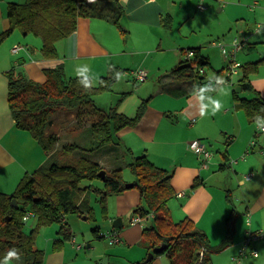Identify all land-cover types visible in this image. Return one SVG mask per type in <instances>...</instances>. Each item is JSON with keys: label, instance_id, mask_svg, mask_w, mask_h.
<instances>
[{"label": "crops", "instance_id": "1", "mask_svg": "<svg viewBox=\"0 0 264 264\" xmlns=\"http://www.w3.org/2000/svg\"><path fill=\"white\" fill-rule=\"evenodd\" d=\"M249 1L255 6L253 10L250 9L254 15L253 20L260 19L264 11V1ZM246 2L248 0H125V6L121 5L123 12L117 25L103 18H79L76 31L57 43L58 57L55 59L43 58L40 50L17 42V36L3 43L0 47V180H6V183L11 181L14 186L26 173L34 172L50 160L60 145L69 142L84 143L85 138L90 136L92 122L88 116L78 114L75 110L58 111L52 116L47 133H55L59 137V142L53 152L45 153L28 132L19 130L15 125L8 105V78L5 75L7 71L11 69L19 71L32 80L43 83L46 80V69L62 65L67 78L88 77L92 85L97 87L112 66L122 70V66H125V57L132 56L133 69L148 70V76L154 71L165 74L158 75V78L155 75L145 85V89L125 91L132 93L119 105L118 111L128 117L136 115L144 100L149 101L139 123L118 133L119 141L123 142L134 156L145 154L154 164L173 174L171 183L175 196L169 201V208L175 221L190 218L207 234L210 244L214 246L225 241L230 229L229 246L239 249L246 238V232L244 239L238 238L239 231L235 229L237 218L233 223L230 222V225L227 221L233 211L237 212V206L232 201L234 199L232 189L235 186L227 182L235 181L242 186L240 188L242 194L239 196L241 210L252 218L255 229L260 228L262 226L260 219H264V131H261L259 126L264 122L250 121L243 110L236 108L234 92L233 99L223 98L222 101L216 102L214 95L206 97L201 94L205 90H200L199 79H178L173 70L186 59V53L190 48L201 47L203 54H211L204 50L205 43L202 44V40L196 39L198 31L192 27L187 31L183 30L187 22L200 11L204 17H208L217 7L219 12L231 7L235 14L234 18L238 19L239 14L245 12L247 15ZM201 6H204V10L199 9ZM6 9L0 6V33L10 27ZM168 16L170 26L167 27L163 21ZM209 23L211 22L206 21V24ZM102 25L117 36L121 44L120 49H115L113 39L111 43L101 39L99 28ZM122 25L127 29L121 30ZM118 29L121 31L120 34L117 32ZM201 34L199 30V36ZM136 40L143 41L140 42L142 46L135 47ZM246 40L241 39V42L248 45ZM41 41L43 44V40ZM15 44L24 45L27 51L13 55L11 48ZM38 53L39 58L35 57ZM145 53H148V56H145ZM165 53H171L173 56L169 64L157 60L153 67L148 62L150 57L157 58L158 55ZM139 55L141 57L136 58ZM209 61L211 65L210 58ZM260 68L251 74L250 81L264 99V90L261 91L257 87L264 86ZM135 70L128 72L134 86L143 83L136 82L132 77L131 72ZM243 70L244 67L238 78L236 77L237 80L233 79V84H222L228 85L224 87L226 90L230 89V85H240ZM219 71L221 69L216 71L215 78L210 81L224 75L223 71L221 73ZM203 79L208 81L206 71L200 77V80ZM150 83H154L155 89L146 90ZM223 95L225 97L224 92ZM214 102L221 106L215 115L212 114ZM205 105L207 106L204 109L205 115L202 116L201 108ZM233 106L235 112L231 110ZM219 118L223 120V124H220ZM193 120L195 123H192ZM214 127H217L215 131ZM194 139L208 143L213 153L207 168L202 167L201 161L189 147L190 141ZM253 141L256 142L254 147ZM105 149L101 150L106 156L111 149ZM97 162L105 170H114L109 165L106 166L103 156H100ZM249 174H252V177L248 180L246 176ZM1 188L0 192L5 193L13 190L12 187ZM180 192L185 195L178 197L177 194ZM87 195H90V191ZM115 201L118 204L117 214L121 216L123 224L121 228L125 226L122 218L131 214L132 217L131 215H129L131 218L128 217L129 225L119 231L118 228L112 230L99 228V233L101 235L117 232L121 238L120 243L110 244L108 238H99L93 233L88 241L84 236V242L77 244L78 239L70 225L73 233L70 241H62V236L57 231L59 237L54 235L48 237L46 247L36 246L45 252L43 264H100L106 257L107 264L144 262L148 250L144 246L143 229L152 224L153 216L149 215L141 222L131 224L132 218L137 215H133L131 211L141 203L137 189L132 188L118 194ZM108 206L110 209L109 203ZM86 215H81L82 219L88 220ZM48 230L49 228L46 231ZM94 237L98 240H93ZM79 245L83 246L79 248Z\"/></svg>", "mask_w": 264, "mask_h": 264}, {"label": "trees", "instance_id": "2", "mask_svg": "<svg viewBox=\"0 0 264 264\" xmlns=\"http://www.w3.org/2000/svg\"><path fill=\"white\" fill-rule=\"evenodd\" d=\"M6 10L10 27L0 33V47L15 30H19L23 36L34 34L43 40L40 51L45 59L58 57L57 43L76 31L79 18H103L117 25L123 12L120 0H98L93 4H87L85 0H26L24 3L9 2ZM163 23L170 26V17ZM188 51H193L194 57L183 60L173 73L181 80L199 79L200 90H205L210 80H200L199 69L205 70L210 66L209 58L201 52V47ZM263 62L264 57L243 66L239 85L243 91H255L250 76ZM122 72L112 66L97 87L88 77L67 78L62 65L46 69L43 83L13 69L5 73L8 78V105L15 125L28 132L45 153L53 152L59 142L55 133H47L52 116L58 111L75 110L88 116L92 122L89 140L86 137L84 143L62 145V155H70L69 160L47 164L48 160L34 172L26 173L12 194L0 192V264H6L13 252L17 254L13 257H22L19 264H43L45 252L35 245L38 228L58 223L62 241H70L73 233L65 217L69 213L92 217L88 191L97 196L102 211L107 214L109 196L137 189L141 203L134 213L142 218L153 216L152 224L143 229L144 246L149 253L166 243L167 248L156 253L155 257L167 255L171 264H197L203 248L207 251L201 264H213L211 254L229 246L230 229L225 241L215 248L211 247L207 234L193 220L185 217L175 221L172 218L169 201L175 196L171 183L173 174L154 164L145 154L134 156L129 148L126 149L132 155L128 166L136 177L131 188L127 187L121 168L108 171L99 162L82 156L83 152H96L120 144L118 133L136 126L145 114L148 99L141 103L132 118L120 113L117 106L102 110L95 104V97L111 90ZM128 94H121L119 101ZM234 99L236 108L243 110L250 121L264 122V99L259 92L256 91L252 98H243L235 90ZM90 140L94 143L87 149L86 143ZM103 170L104 179L99 176ZM99 179H102L103 186L94 184ZM83 181L91 183L82 186ZM13 200L17 206H12ZM28 212H32L38 221L37 227L30 232L25 230L26 222L23 220ZM227 221L230 225V220ZM93 233L104 238L99 227Z\"/></svg>", "mask_w": 264, "mask_h": 264}, {"label": "rangeland", "instance_id": "3", "mask_svg": "<svg viewBox=\"0 0 264 264\" xmlns=\"http://www.w3.org/2000/svg\"><path fill=\"white\" fill-rule=\"evenodd\" d=\"M25 1L26 0H0V6H2L3 9H6L7 4L9 2L24 3ZM258 1H264V0H258ZM201 4L204 5L205 7H207L206 4H204V3H201ZM246 6H247L246 13L248 16L244 12L242 14H239L238 19H236V18H234V15H235L234 12L230 9L231 7L226 9L223 12H219L218 7H217L216 10L215 9L212 10V12L210 13V15L208 17H204L202 15V11L198 12V15H196V17H194L193 19H191L189 22H187L184 25V27H183L184 31L189 30V28H191V27H192V29L198 31V37H196V39L202 40V44L205 43L203 45L204 50L205 51L208 50V52L211 53L210 55H208V53L206 54L211 60V65L205 69L207 80H211V79L215 78V76L217 74L216 73L217 70H220V69L223 70L224 69L223 73L224 74L227 73V70H226L227 62H226V59L223 55V51H222L221 47L214 45L215 42H222V44L225 46V48H227V47H229V45L232 43V41L235 38H238L239 41H241V39H247L246 41H247L248 45L245 44L246 46H245L244 50H242L238 54V61L243 66H245L249 62H255V61L260 60L261 58L264 57V11H262L260 19L257 18V20L256 19L253 20L254 15L250 9L253 10V8L255 7L254 4L248 0V2H246ZM199 9L204 10L202 8H199ZM242 17H244V18H242ZM206 21L207 22L209 21L211 23L206 24ZM99 22H101V21H98V23ZM257 25H260L262 27L259 32L256 31ZM202 28H204V30ZM99 29H100L101 39L103 41H105L107 43H111V40L113 39V43L115 44V49L116 50L120 49L121 44L119 43L120 41L117 38V36H115L110 30H106V27L103 25ZM125 29H127V27L122 25L121 30H125ZM199 30L202 33L201 36H199ZM117 32H119L118 34H120L121 33L120 29H118ZM14 36H17V38H18V40H16L17 42H20L22 44H28L29 46H31L32 48H34L37 51L40 50L39 48H40V44H42V41H41L42 39L39 36H36L34 34H29L27 37H23V35L21 34V32L19 30H15L5 40V42H7L9 39H12ZM140 42L143 43V41H140ZM140 42H139V40L134 41L135 47L142 46L140 44ZM6 48H7V46H6ZM39 54L40 53H38L35 57L39 58V56H38ZM145 56H148V53H145ZM131 57L132 56L125 57L126 58V60L124 61L125 66H122L123 72L118 76V79L116 80V82L112 86V89L109 91H104L95 97V104L99 108L106 109V110H108L111 106H117L119 108V105L124 101V99L132 93L131 92L130 94L126 95L122 101H119L121 94L125 93V91H129L131 89H133L134 91H138L141 88L145 89V85L151 81V78H153L155 75H157L156 78H158L159 77L158 75L165 74L164 72L154 71L152 75L148 76V80L146 81V83L145 82L138 83V84H136V86H134L132 81H130L131 80L130 77L128 76L129 71L135 70V69H133L134 67L131 66L132 65V63H131L132 58ZM140 57L141 56L139 55L136 58H140ZM172 59H173V56L171 53H165L163 55H158L157 58H154L153 56L150 57L148 59V62L152 66L154 65L155 61H157V60H161L162 63L169 64ZM259 67H261L260 68V75L262 77H264V63L261 64V66L259 65ZM170 69H172V68H170ZM156 78H154L155 80H153L154 83L156 81ZM237 78H236V80H237ZM154 83H152V84L150 83L151 85H148V87H146V90H147V88H148V90L155 89ZM227 86H228L227 84L222 85L221 87H219L218 89H216L214 91L209 90V89H205V91H202L201 94L203 96H206V97L214 95L216 102L222 101L223 98H224V100L225 99L229 100V98L233 99V92L237 89V87L239 85L238 84L230 85L229 86L230 89L226 90L224 87H227ZM257 87H259V89L261 91L264 90V86H257ZM223 92H224V94L227 92V94H225V97L223 95ZM236 92L238 93V95L240 97L252 98L256 94V89H255V91H247V90L237 91L236 90ZM234 109L235 108L233 106V109L231 108L232 112H235ZM219 122H220V124H223V120L220 118H219ZM216 128L217 127H214V131L216 130ZM87 139L89 140L88 136H87ZM89 142L86 143L87 146L86 145H82V146H86L87 149L91 148L93 146L94 141L90 140ZM252 146L254 147L255 145H252ZM61 148H62V145H60L58 147L57 151H55L54 156L49 160V162L47 164H51L54 162L55 163L56 162H65L71 158L70 155H66V156L62 155ZM107 148H110L111 152H109V154H107L106 156L104 155L103 150L96 151V152L88 151V152H83L81 154H82V156L89 158L91 160H94V161H98L100 156L101 157L103 156V157H105L106 166L109 165L110 167H112V169L121 168L123 170V176H124V179L127 183H132L131 181H133V180L135 181L136 177L131 172V170L128 166L131 163V158H132L131 156L132 155L127 153L126 145L123 144V142H121L120 144L111 145ZM107 148L105 150H108ZM77 153H79V152H77ZM101 180L100 179L95 180L94 184L96 186H99V187L103 186V182ZM19 182H20V180H18V182H15V184L13 186V183H11V181L9 183H6V180H0V187H2L1 189H6L8 187H10V188L12 187L13 190H10V192H6L7 194H12L16 190ZM90 183H89V181H83L82 186H87ZM227 184H229V185L232 184L235 186L232 189L233 195H234V199H232V201L237 206V212L233 211V214L229 217V220L231 223H233L235 218H237L235 229L239 231V235H238L239 237L238 238L244 239V233L245 232H246V236H247V234L249 232H252V231H259V230L264 231V219H260L262 226L260 228L255 229L254 223H252V218L250 219V217H248V215L246 216L245 212L241 210L242 208L240 206L239 196H241V194H242V192L240 191V188L242 186H239L235 181H231L230 183L228 181ZM115 195L117 196L118 194H115ZM115 195H111L107 198V214L102 211V207H101L99 201L96 200V196L93 193H90V195H89L91 207L93 208V213H92L91 218H89L88 220H84V219H82V217L79 214H76V213L67 214V216L65 217V221L67 223L69 222L68 224L71 225V227L73 228L74 234H76L75 236L78 239L77 244L84 242V236H86V241H88L89 238H92L93 230L96 229L97 227L102 228V229L108 228L109 230L115 229V228H113V221L115 219L121 217L117 214V205L118 204L115 201V198H116ZM112 196H114V197H112ZM108 203L110 204V209H109ZM136 207L137 206H135V208H133V210L131 211L133 215L135 214L134 210L136 209ZM108 209H109V212H108ZM129 215H131V214H128L127 216H124V218H122L125 226L123 228H118V231L124 229L125 227H127L129 225V222H128V217H130ZM86 216L89 217V215H86ZM107 216H108V218H107ZM131 217H132V215H131ZM71 222H73V224ZM37 225H38L37 218L33 216L29 219V221L26 222L25 230L27 232H30L32 229H35L37 227ZM47 228H49L48 232L46 231ZM58 230H59V224L58 223L40 226L38 228V233H37L35 245L42 247V248L46 247L47 238L51 237V235L58 236V234H57ZM46 232H47V234H46ZM44 234H46V235L43 237ZM37 239H38V242H37ZM208 239H210V238L208 237ZM93 240H98V239H95V237H94ZM68 244H69V242H68ZM221 244H222V242H221ZM50 245L53 246V243L50 242ZM210 245H211V247H215V248L220 246V244L218 246L217 245L214 246L212 244H210ZM231 246L232 245H230L229 247L225 248L222 251L215 252V253L211 254L212 261L214 262V264H234L232 258L234 255H236L239 252L240 248L239 249H236V248L233 249V247H231ZM254 248H256L257 251L259 252V256L256 258L250 256L249 258L244 259L243 264H264V239L260 240V241H256L254 243ZM21 260H22V257H18V256L13 257V258H9L6 261V264H19ZM150 264H171V260L169 259V257L167 255H160L157 257L154 256V258L150 261Z\"/></svg>", "mask_w": 264, "mask_h": 264}, {"label": "built area", "instance_id": "4", "mask_svg": "<svg viewBox=\"0 0 264 264\" xmlns=\"http://www.w3.org/2000/svg\"><path fill=\"white\" fill-rule=\"evenodd\" d=\"M97 1L98 0H96V2ZM149 1H153V0H149ZM85 2L87 4H93V3H89L88 0H85ZM201 8L204 9V6H201ZM260 29H261V26L258 25L257 31H259ZM214 45L221 47V49L223 51V55H224L226 62H227V66H226L227 73L224 74L223 76L217 77L214 81L208 82L205 85V87L207 89H210V90H213L217 86L225 84V83H231V84L234 83L233 79L236 76H238L239 73L242 72L243 65L238 61V54L245 46V44L243 42L239 41L238 39H235L227 48H225V46L222 44V42H215ZM22 51H27V49L24 45H21V44H16L11 49V52L14 55L20 54ZM190 53L192 55H189ZM193 57H194L193 51H188L186 53V59H188V58L191 59ZM199 73L201 75H204L205 70L203 68H200ZM131 75L136 82H145L148 78L147 71L143 70V69H137L135 71H132ZM221 81H223V82H221ZM192 123H195V120H193ZM259 129L261 131H264V123H262L259 126ZM252 144L254 145V144H256V142L253 141ZM189 147L197 155V157L201 161L202 167L207 168L208 164L210 163L212 156H213V153L209 149L208 143H206L205 141L200 140V139H194L189 143ZM251 177H252V174H249L248 176H246V178L248 180ZM177 195H178V197H183L185 194L183 192H180ZM31 217H33L32 212H28L23 217V220L25 222H27V221H29V219ZM142 219H144V218H142L139 215H136L132 218L131 224L132 225L137 224V223L141 222ZM104 237L108 238L110 244H118L121 242V238H120L119 234L117 232H114V231L108 232L107 234H104ZM263 239H264V231L259 230V231L249 232L247 234L244 242L242 243L238 254L233 257L234 264H243L244 259H246L250 256L255 257V258L258 257L259 252L257 251L256 248H254V243L256 241H260ZM82 246L83 245H79L78 247L81 248ZM206 251L207 250L205 248H203L200 251V260L197 264H201V262L203 260V256H204Z\"/></svg>", "mask_w": 264, "mask_h": 264}, {"label": "water", "instance_id": "5", "mask_svg": "<svg viewBox=\"0 0 264 264\" xmlns=\"http://www.w3.org/2000/svg\"><path fill=\"white\" fill-rule=\"evenodd\" d=\"M120 4L123 5V6H125V0H120ZM236 90H237V91H241L242 88H241L240 86H238ZM99 176H100L101 178L104 179L105 171H104V170L101 171V172L99 173ZM132 186H133L132 183H128V184H127V187H128V188H131ZM12 206H17V202H16V200H13V202H12ZM122 226H123V224H122V220H121V218H118V219H116V220L113 222V227H114V228H121ZM166 248H167V244L165 243V244H163L162 246H160L159 248L155 249L153 252H149L148 255H147V258L144 260L143 263L146 264V263L150 262V261L154 258V256H155L156 253L162 252V251H164ZM107 261H108V258L106 257V258H104V259L100 262V264H107Z\"/></svg>", "mask_w": 264, "mask_h": 264}, {"label": "clouds", "instance_id": "6", "mask_svg": "<svg viewBox=\"0 0 264 264\" xmlns=\"http://www.w3.org/2000/svg\"><path fill=\"white\" fill-rule=\"evenodd\" d=\"M88 2L89 3H95L96 2V0H88ZM189 55H192L191 53L189 54ZM221 82H223V81H221ZM223 91V90H222ZM225 94H227V92L225 93ZM203 98V97H202ZM215 103V107L213 108V110H212V114L213 115H215L216 114V112L220 109V105L218 104V103H216V102H214ZM207 106L205 105V106H202V108H201V115L203 116V115H205V111H204V109L206 108ZM17 254L15 253V252H13V253H10V258L11 257H13V256H16Z\"/></svg>", "mask_w": 264, "mask_h": 264}]
</instances>
